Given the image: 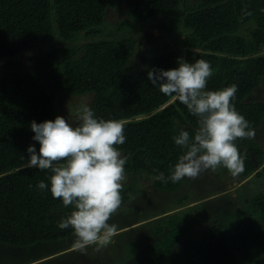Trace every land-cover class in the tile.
<instances>
[{
  "label": "trees",
  "instance_id": "obj_1",
  "mask_svg": "<svg viewBox=\"0 0 264 264\" xmlns=\"http://www.w3.org/2000/svg\"><path fill=\"white\" fill-rule=\"evenodd\" d=\"M110 1L0 0V59L32 52L26 72L0 76V243L25 247L74 235L71 228L58 227L72 208L53 198L50 170L27 167V148L35 145L37 152L40 148L33 139L31 122L54 120L64 94L93 93L89 107L95 116L122 123L126 141L116 147L127 157L125 175L144 172L153 177L156 189L167 192L183 185L182 180L164 183L156 176L160 172L165 177L171 175L183 154L173 137L182 128L192 135L198 126L197 117L176 98L171 101L175 94H163L148 77L153 68H177L183 50L171 49L151 57L144 67L127 69V73V64L139 47L138 38L115 39L101 28ZM122 2L137 25L153 20L158 11L180 9L183 25L189 30L184 37V59L210 63L213 75L207 90L237 85L231 103L253 129L260 125L264 102L246 101V97L264 81V0ZM245 10L251 15H245ZM133 24L126 17L116 32ZM235 144L245 166L238 177L254 175L262 183L250 196L246 214L230 223L213 221L177 254L174 248L188 233L170 216L155 228L158 233L166 232L155 243L141 246L131 264L264 262V149L255 138H238ZM220 168L222 175L230 174ZM41 180L49 189L36 187ZM135 192L133 186L122 187L121 203Z\"/></svg>",
  "mask_w": 264,
  "mask_h": 264
},
{
  "label": "clouds",
  "instance_id": "obj_2",
  "mask_svg": "<svg viewBox=\"0 0 264 264\" xmlns=\"http://www.w3.org/2000/svg\"><path fill=\"white\" fill-rule=\"evenodd\" d=\"M245 15L251 12L245 10ZM178 67L151 69L148 72L153 86L185 105L197 117L198 126L192 135L185 129L173 139L183 149L171 175L160 172L156 179L176 183L183 178L197 179L201 173L223 166L233 177L244 171V160L235 141L253 139L255 131L250 122L231 103L238 86L207 90L213 75L209 62L198 59L189 63L177 58ZM33 139L40 144L27 148L28 168L50 170L48 180L55 199L72 211L58 222L62 230L71 228L74 247L86 254L87 246L99 251L112 243L115 226L109 223L121 205L122 181L125 180L127 157L116 147L126 141L124 127L113 119L97 118L87 105L77 109L76 119L69 123L63 116L41 123L31 122ZM41 191L49 184L41 180Z\"/></svg>",
  "mask_w": 264,
  "mask_h": 264
},
{
  "label": "rangeland",
  "instance_id": "obj_3",
  "mask_svg": "<svg viewBox=\"0 0 264 264\" xmlns=\"http://www.w3.org/2000/svg\"><path fill=\"white\" fill-rule=\"evenodd\" d=\"M124 5L121 0H111L101 28L115 39L138 38L139 47L127 64V73L138 71L151 57L171 49L183 50L182 58L185 57L184 37L189 30L183 25L180 9L158 11L157 17L139 22V26ZM126 17L133 20V26L116 32V26ZM29 54L32 52L1 58L0 76L14 71L26 72L29 69ZM92 97L93 93L80 96L64 94L57 103V116L73 123L77 109L85 104L89 106ZM246 101L264 102V81L246 97ZM254 131L255 140L264 149V117ZM182 182L177 191L167 192L156 189L153 177L144 172L126 174L123 187L133 186L136 192L131 199L121 203L109 220L115 226L111 244L99 251L95 245L87 246L86 254H82L74 247V235L56 241H38L25 247L0 243V264H131L132 256L141 246L155 243L166 232L164 229L158 233L155 228L170 216L180 222L183 231L188 233L174 248L177 254L190 245L196 233L205 232L213 221L230 223L245 215L249 210L250 196L262 187L254 175L247 179L222 175L220 167L201 173L195 180L185 177ZM182 198L184 200L180 201ZM207 216L211 218L207 219ZM256 264L264 262L259 259Z\"/></svg>",
  "mask_w": 264,
  "mask_h": 264
}]
</instances>
